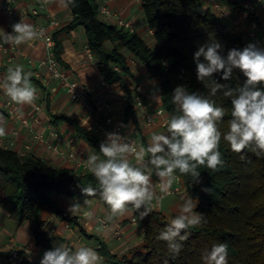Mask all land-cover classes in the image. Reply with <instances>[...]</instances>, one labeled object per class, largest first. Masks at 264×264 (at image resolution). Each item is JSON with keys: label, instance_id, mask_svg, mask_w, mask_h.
I'll return each instance as SVG.
<instances>
[{"label": "trees", "instance_id": "trees-1", "mask_svg": "<svg viewBox=\"0 0 264 264\" xmlns=\"http://www.w3.org/2000/svg\"><path fill=\"white\" fill-rule=\"evenodd\" d=\"M63 1L70 8L73 19L53 34L59 61L63 62L61 34L82 26L96 66L105 81L121 80L120 73L129 72L128 58L123 53V48H126L152 77L157 78L162 107L169 116L177 111L172 95L178 85L184 86L189 92L204 95L225 108L224 116L218 121L222 132L220 151L223 165L216 169L200 165L197 180L189 174H177L181 187L198 200L195 210L204 215L201 224L182 230V233L188 231L190 235L181 241L183 248L179 255L168 250L166 241L157 239L170 222L156 209L143 218L138 210L128 209L133 211L144 228L143 249L134 250L130 257L124 255L118 258L104 242L96 238L99 240L97 251L107 258L108 264H205L202 259L205 250L210 249L213 243L226 241L227 264H264V152L258 153L252 148L240 152L231 149L230 143L223 138V133L229 130L231 98L224 96L225 89L213 94L211 83L205 85L198 80L194 58L199 46L212 40L221 43L220 51L224 56L232 48L242 50L249 44L244 40V34L235 32L225 24L202 0H139L147 26L153 31L152 45L137 32L130 33L103 21L96 0ZM227 1L232 9H243L238 3ZM107 42L113 44L111 48L105 46ZM166 60L167 66L164 65ZM213 78L232 88L242 86L247 79L239 68L233 69L230 80H224L220 72L214 73ZM257 87L264 88V83H259ZM124 88L125 123L131 119L138 127L133 94L126 85ZM53 121H65L73 126L76 136L99 152L102 139L81 126L76 119L60 115L53 117ZM90 185L97 191L93 194L84 193L83 188ZM0 188L4 191L0 206L20 223L28 222L37 246L46 250L52 249L56 243L73 247L66 238L46 229L48 215L61 217L70 226L78 227L89 239L95 237L86 232L78 216L71 215L59 205L54 195H63L73 201L96 199L109 209L99 194V185L92 173L54 168L40 158L22 156L1 146ZM0 264L35 263L27 251L12 249L0 251Z\"/></svg>", "mask_w": 264, "mask_h": 264}, {"label": "clouds", "instance_id": "clouds-1", "mask_svg": "<svg viewBox=\"0 0 264 264\" xmlns=\"http://www.w3.org/2000/svg\"><path fill=\"white\" fill-rule=\"evenodd\" d=\"M12 29V33L3 32V36L7 37L6 42L15 44L31 42L43 36L45 31L23 19L14 23ZM221 48L217 40L199 46L194 53L197 78L205 85L211 83L213 94L225 89L224 96L231 98L229 130L223 133L231 149L240 152L252 148L258 153L264 152V88L257 87L264 83V48L249 43L242 50L230 49L227 56L221 53ZM234 68H239L247 77L242 86L232 88L213 78L214 73L220 72L224 80H230ZM31 75L23 64L10 65L0 84L18 106L34 104L37 98L38 89L30 79ZM54 75L60 77L62 73L57 70ZM172 101L177 111L168 118L166 131L152 133L147 147L143 143L128 142L118 132H108L99 152L88 153L86 165L96 178L99 194L112 216L134 208L143 218L162 206L163 197L170 194L178 173L189 174L197 180L200 165L210 169L223 165L220 151L222 132L218 121L224 116L225 108L204 95L189 92L182 85L174 89ZM4 132L5 128L0 126V134ZM133 156L135 163L130 158ZM153 175L158 177L155 182ZM96 191L91 185L83 188L86 194ZM89 204L91 201L85 198L83 204H70L69 211L91 217L93 210L85 207ZM195 209L194 199L189 195L179 214L157 236V239L167 242L168 250L174 255H179L183 248L181 241L190 235V232L182 233V230L203 221L204 215ZM227 258L226 241L213 243L202 255L205 264H227ZM40 264H103V257L94 247L83 242L75 247L56 243L44 252Z\"/></svg>", "mask_w": 264, "mask_h": 264}, {"label": "crops", "instance_id": "crops-1", "mask_svg": "<svg viewBox=\"0 0 264 264\" xmlns=\"http://www.w3.org/2000/svg\"><path fill=\"white\" fill-rule=\"evenodd\" d=\"M96 1L99 4L103 3L105 0ZM223 3L228 12L239 20L243 29L256 30L259 33L260 29L255 26V24L246 25V15L243 10L233 9V11H231L230 9L232 8L229 6L228 1L223 0ZM107 6L121 18L133 21L136 26V32L150 44L154 45V37L149 33L146 17L141 9L139 0H108ZM33 11H36L38 15H34ZM0 13L3 14L0 15V37H2L0 38V42L7 45H14L16 49H18V53L15 54V58L12 62L0 52V73L6 75L10 65L14 66L17 63L23 64L25 70L32 73L30 78L38 82L41 86V101L43 103V111L39 113L38 122L31 119L36 101L34 104L15 106V111L20 113L22 118L30 119L31 126L36 133L41 135L42 140L34 139L29 128L23 124L22 120L10 117L8 109L0 105V126L5 128V132L0 134V146L5 149L16 151L22 156L40 158L54 168H71L79 173H84L81 168H75L77 160L71 157V153L82 151V155L78 158L84 161L88 153L98 151L85 140L77 137L73 126L65 121L54 123L53 117L60 115L71 117L72 119H76L81 126L90 130L89 127L92 125V120L88 116L87 110L78 103L72 102L68 95L60 88L59 84L51 79L46 70L41 71L40 77L35 76L37 63L44 56V46L38 37L31 42L15 44L6 42L7 37L3 36V32L12 33V25L21 19L34 25L36 28L39 25L46 24L53 20L56 23V27L53 28V33L59 32L73 19L70 8L63 0H17L15 18L10 19L4 13ZM258 15L259 14H257L256 17ZM229 24L228 26L233 28V24ZM60 39L63 46L61 55L62 61L66 67L73 71L79 78L82 87L88 91L90 105L95 110L101 115H113L115 120L123 123L126 130L134 134L136 138L138 137L137 140L139 144L143 143L145 147H147L152 133L165 131L160 122L147 125L144 122L145 113L138 109L136 110L137 113L135 117L139 122L138 127L131 119L125 123L124 111L126 108V95L124 85L128 87L133 95L137 92L143 95L145 102L148 104L149 111H153L162 106L161 91L157 78L152 77L145 66L135 56L123 51L128 58L129 72H121V80L107 82L104 80L95 62H82L85 58V47L88 45L84 27L79 26L70 33L64 32L61 34ZM108 44L112 43L107 42L105 46H108ZM29 59L33 60L36 65L35 67L34 65H28ZM43 81L48 82V84H44ZM156 87L159 88L157 93L155 91ZM4 100L5 93L3 90H0V102L3 103ZM52 130L59 132L63 138L59 143L62 152H57L49 147L50 145L58 143L57 140L51 136ZM96 136L104 141L101 135ZM72 137H75L76 140L70 144L69 141ZM3 196L4 191L0 188V198ZM54 198L57 199L59 205L68 212L69 205L75 203V201L63 195H54ZM88 200L91 201V204L85 207H90L95 217H84L83 213L80 217L77 214L73 215L79 217L80 223L88 234L95 236L93 239L87 238L79 231L78 227L70 226L67 222L63 221L61 217L53 214L47 217L48 222L46 229L63 236L73 247L81 242L92 246L91 242L96 238L107 241L121 238V241L124 243L120 246H114L113 241H110L109 244L114 246L111 247V251L122 248L121 250L123 253L124 250L127 249L126 238L129 236V238H133L132 234L135 233L136 228L138 227L141 231L143 230V226L139 225V223L133 224L132 219L127 225H122L120 219L124 218L123 220H128L124 213L112 216L110 210L103 206L98 200ZM76 202L83 204L84 200L80 199ZM105 213H109L108 219L104 217ZM96 217H104L108 222V226L104 227L99 224L95 219ZM134 217L135 215H133L132 218ZM116 231L121 233L120 238H117L115 235ZM12 249H23L27 251L32 262L35 264H37L38 260L42 258L46 251L43 247L37 246L28 222L20 223L17 219L12 218L9 213L0 206V251H9Z\"/></svg>", "mask_w": 264, "mask_h": 264}, {"label": "built area", "instance_id": "built-area-1", "mask_svg": "<svg viewBox=\"0 0 264 264\" xmlns=\"http://www.w3.org/2000/svg\"><path fill=\"white\" fill-rule=\"evenodd\" d=\"M107 1L105 0L103 3H99L98 12L100 18L107 22V23H114L119 28L124 29L125 31H129L130 33L136 32V26L135 23L131 20H125L121 18L116 12H113L108 6ZM207 6L211 7L214 12H216L219 16V18L225 23L233 24V28L235 31L246 34L250 43H255L258 47L264 48V38L256 31V30H245L242 28L239 20L235 17H233L225 7L223 0H202ZM232 2H236L239 4L240 7L244 9V11L248 14L257 15L259 13L258 9H256L255 3L256 2H264V0H231ZM17 9V0H0V12L4 13L8 18L13 19L15 18ZM34 15H38L36 11H33ZM56 27L55 21L51 20L46 24L39 25L37 29L43 28L44 35L41 37H38V39L43 43L44 46V56L38 61L37 66L34 64L32 59L28 60V65H34L36 66V70L39 72H35L36 77H40L41 71L46 70L51 77V79L55 80L60 88L68 95L70 100L74 103H78L79 105L85 107L87 110V114L92 120V125L89 127L90 131L95 135H101L104 140L107 138L108 132H118L122 136H125L128 142L135 143L139 145V141L137 140L136 136L132 134L131 132L127 131L125 128V125L119 121H116L113 115H101L97 110H95L91 105L89 101V93L86 91L79 80V78L74 74L73 71L68 69L66 65L59 61V59L56 56L55 53V39L53 36V28ZM149 33L153 35V31L149 30ZM0 52L3 53L7 59L12 62L15 58V54L18 53V49L14 45H7L0 42ZM83 63L88 62H95V57L87 45L85 47V58L82 61ZM166 62V63H165ZM164 62V65H168V61L166 60ZM115 69L118 70L117 67ZM59 71L62 73L60 77H56L54 75L55 71ZM4 74L0 73V84L3 82ZM32 82L37 86L38 89V95L36 98V103L33 108V114L31 115V119L33 121H39V113L43 111V103L41 101V86L38 84V82H35L32 80ZM44 84H48V82L43 81ZM0 90H3L2 87H0ZM4 91V90H3ZM5 93V92H4ZM126 101V96H125ZM133 102L136 109L139 111H143L145 113L144 122L147 125H153L158 122H160L161 126L166 131V122L168 118L170 117L166 110L160 106L156 108L153 111L148 110V104L145 102L144 97L141 93H135L133 95ZM0 105H3L8 109L10 117L21 119L23 124L29 128L30 132L32 133L34 139L36 140H42V137L40 134L36 133L34 128L30 124V119H24L22 118L20 113H17L15 111V106L17 105L15 102H13L10 97H8L5 93V100L3 103L0 102ZM52 138H55L58 143L54 145H50L49 147L52 150H55L57 152H62V149L59 146V143L62 141V137L56 130H52L51 132ZM76 140L75 137H72L69 141L70 144H72ZM82 155V151H79L77 153H71V157L75 160H77L75 168L76 169H82L84 172H90L88 169L85 160L82 161L78 157ZM135 163L134 156L130 157ZM158 180V177L153 175V181L155 182ZM158 193V188L156 189ZM182 190L180 179L179 177L174 181L173 185L170 189V194H179ZM167 194V195H170ZM166 195H164L165 197ZM158 208H156L157 210ZM160 210V209H158ZM86 217V216H84ZM95 217L92 215L88 218ZM99 224L106 227L108 226V222L104 217H96L95 218ZM132 223L137 224L139 221L136 219V217L132 218ZM115 235L117 238H120L121 233L119 231H116ZM40 260H38L37 264H40Z\"/></svg>", "mask_w": 264, "mask_h": 264}, {"label": "rangeland", "instance_id": "rangeland-1", "mask_svg": "<svg viewBox=\"0 0 264 264\" xmlns=\"http://www.w3.org/2000/svg\"><path fill=\"white\" fill-rule=\"evenodd\" d=\"M255 6H256V9H258V11H259V13H258L259 15L257 17L255 15H253V14L251 15V14L246 13L243 9H235V10H240V11L243 10L245 12V15H246V18H245L246 25H251V24L254 25L255 24V26H257L260 29L259 34L264 38V22H263L264 21V2H256ZM230 10L233 11V9H230ZM0 15H3V14L0 13ZM249 15L252 16L253 18L252 17L250 18ZM228 25H230V24H228ZM232 29L234 30V28H232ZM245 30H247V29H245ZM235 32H237V31H235ZM244 38H245L244 40L247 43H250V41H249V39H248L246 34H244ZM111 47H112V45L108 44V48H111ZM123 51H125L126 53L132 55L130 53V51L128 49H126V48H123ZM95 64H96V61H95ZM158 89L159 88L156 87V89H155L156 93L158 92ZM189 195L194 199V203L197 206L198 205V200L196 198H194L193 194L190 191L186 190L185 188H182V190H181V192L179 194H170V195H166L165 197H163L162 206L159 207L158 209H160V211L165 215L166 219L170 222L172 218H174L177 214H179V212L181 211V205L185 202V200L188 198ZM74 214H77L80 217L82 212H79V213L76 212ZM124 215L128 218V220L127 219L123 220L124 218H122V219H120V223L122 225H127L131 221V219H132L134 214H133L132 211H128V212H125ZM104 217L106 219H108L109 218V213H105ZM139 225H142V224L139 222ZM132 235H133V238H129L130 236L128 238H126V240H127L126 248L127 249H125L123 253H122V250H121L122 248L119 249V250H114V248H113L114 251L110 250L111 247H114V246L117 247V246H120L122 243H124V242L121 241V238L117 239V240L110 239L109 241L103 240V239H100V238H98V239L101 240L102 242H104L107 245L108 250L111 253L117 255L118 258H122L124 255L127 256V257L132 256L133 252H135L134 250H136V249H139V248L143 249L142 247L144 246V242H145V240H144V228H143V230L140 231V229L137 227L136 230H135V233L132 234ZM99 240L94 239L91 242L92 246L95 247V248H98ZM110 241H113V245L114 246L109 244ZM131 244H132V246H131ZM103 258H104L103 259V264H108L107 258L105 256H103Z\"/></svg>", "mask_w": 264, "mask_h": 264}]
</instances>
